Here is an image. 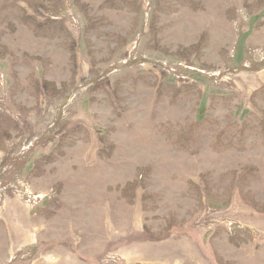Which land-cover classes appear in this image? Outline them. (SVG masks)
<instances>
[{
    "label": "rangeland",
    "instance_id": "374dc122",
    "mask_svg": "<svg viewBox=\"0 0 264 264\" xmlns=\"http://www.w3.org/2000/svg\"><path fill=\"white\" fill-rule=\"evenodd\" d=\"M0 264H264V0H0Z\"/></svg>",
    "mask_w": 264,
    "mask_h": 264
}]
</instances>
